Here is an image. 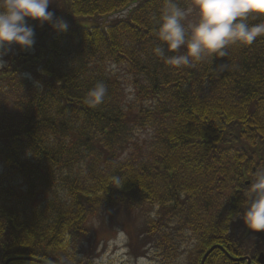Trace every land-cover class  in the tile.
<instances>
[{
    "label": "trees",
    "instance_id": "trees-1",
    "mask_svg": "<svg viewBox=\"0 0 264 264\" xmlns=\"http://www.w3.org/2000/svg\"><path fill=\"white\" fill-rule=\"evenodd\" d=\"M59 2L54 13L67 31L30 24L33 49L0 69V263L92 264L118 229L133 259L153 249L159 264H176L189 231L196 247L183 264H200L214 245L257 264L264 233L248 230L242 216L246 179L264 167V36L229 46L223 58L174 68L152 51L166 48L155 35L166 0ZM122 11L102 27L78 24ZM195 19L193 12L188 20ZM101 82L104 102L90 107L87 93ZM136 127L150 130L149 142L135 141ZM134 206L157 210L131 220ZM209 209L226 215V229L208 228ZM204 264L245 262L214 250Z\"/></svg>",
    "mask_w": 264,
    "mask_h": 264
},
{
    "label": "clouds",
    "instance_id": "clouds-1",
    "mask_svg": "<svg viewBox=\"0 0 264 264\" xmlns=\"http://www.w3.org/2000/svg\"><path fill=\"white\" fill-rule=\"evenodd\" d=\"M53 0H0V69L7 63L4 57L18 48L31 51L35 44L34 28L48 24L58 33H64L68 24L48 10ZM195 13V21H189ZM264 18V0H191L187 7L175 0H166L157 20L155 35L162 45L152 51L174 67H194L207 58L226 56L231 45H251L264 36V22L250 24L249 19ZM183 48L182 53L179 50ZM169 53L166 55L165 52ZM227 64H220L224 69ZM107 87L97 83L89 90L86 103L96 107L104 102ZM116 188L121 186L114 177ZM242 216L251 232L264 233V167L254 170ZM239 216V214H237ZM124 236L123 232L119 233Z\"/></svg>",
    "mask_w": 264,
    "mask_h": 264
},
{
    "label": "rangeland",
    "instance_id": "rangeland-1",
    "mask_svg": "<svg viewBox=\"0 0 264 264\" xmlns=\"http://www.w3.org/2000/svg\"><path fill=\"white\" fill-rule=\"evenodd\" d=\"M60 9V2L59 0H53V2L49 5L50 11H57ZM127 11H122L120 13H116L114 15H110L109 17H103V18H98L95 20H86V21H81L79 22V26L82 27H92L94 25H99V26H105L106 24L109 23L110 20L116 17H123L126 14ZM29 24H36L35 21H29ZM18 48H13L11 52H9L8 55L4 57V60L7 62V60L13 55L16 54ZM110 72L112 75H118V78L121 79H126L124 78L125 76L128 78L126 73L118 68V67H111ZM130 81V80H128ZM123 88V94L126 98V101L130 102L132 109L134 112H137L138 105L136 104V101L138 100L137 97L135 96V90L133 88V85L131 82H126L122 84ZM151 105H149L148 102L143 103V107L148 108ZM133 136L135 138V141L138 142H149L151 138V132L149 129H141L137 128L133 131ZM132 151V148H130ZM251 178H249V181ZM150 215L154 216L155 210H153L151 207L145 206L142 210L138 211V213L133 212L130 215V219L133 220L134 218L138 217L140 220H142V217L144 215ZM94 224H98V220H94ZM122 231H119L118 229L115 230L112 235L109 237H105V239L99 244L98 249L96 252L91 256L92 259V264H159V257L158 253L154 252L153 249L147 253L145 257H140L138 259H133L132 257L129 256V251L127 248V242H129L128 237L124 234L123 237L119 236V233ZM124 233V232H123ZM182 242L180 244V247L182 249H185V252L180 253L179 259L176 261V264H183L185 263V260L187 258V253L194 249L196 247V242L193 240L192 236L190 235V232L184 231L182 234ZM88 255V254H87ZM78 259H83L86 257L84 255V252L81 250L80 255L78 254ZM1 264V263H0Z\"/></svg>",
    "mask_w": 264,
    "mask_h": 264
},
{
    "label": "flooded vegetation",
    "instance_id": "flooded-vegetation-1",
    "mask_svg": "<svg viewBox=\"0 0 264 264\" xmlns=\"http://www.w3.org/2000/svg\"><path fill=\"white\" fill-rule=\"evenodd\" d=\"M148 207H151V206H148ZM152 208V207H151ZM153 210H155L156 212V207H153L152 208ZM133 212H136L138 213V209H135V206L133 207L132 209ZM131 212V214L133 213ZM205 215H206V220L205 222L208 224V228L211 229L212 227H214L217 231L221 232L222 230H224V228L226 229V227L222 226V224L224 222H226V215L224 214L221 215V213L219 211H213L211 209L209 210H206L205 212ZM150 216V215H149ZM212 223H214V225H211ZM189 232V231H188ZM190 235L192 236L193 240L196 242V238L194 237V235L192 233H190ZM215 246V245H214ZM214 250H220L218 248H215ZM213 250V251H214ZM221 252H223L222 250H220ZM159 256V255H158ZM179 259V257L177 258V260Z\"/></svg>",
    "mask_w": 264,
    "mask_h": 264
},
{
    "label": "water",
    "instance_id": "water-1",
    "mask_svg": "<svg viewBox=\"0 0 264 264\" xmlns=\"http://www.w3.org/2000/svg\"><path fill=\"white\" fill-rule=\"evenodd\" d=\"M246 185H248V182L246 183ZM214 248H219L220 250L223 251V249H222L221 247H217V246L212 247V248L209 249V251H208L207 253H205V255L203 256V258H202V260H201V264L204 263L205 259H206L207 256H208V255L214 250ZM228 257H229V256H228ZM229 259H230L231 261H234V262H240V261L242 262V261H245L246 264H249V263H250V261H249L248 258H231V257H229ZM11 260H12V259H8V260H6V261H5V264H8ZM257 263H258V264H264V257H263V254L260 253V254L258 255Z\"/></svg>",
    "mask_w": 264,
    "mask_h": 264
}]
</instances>
